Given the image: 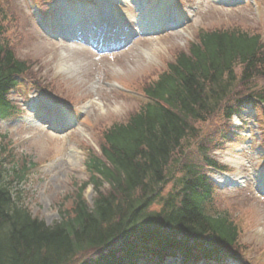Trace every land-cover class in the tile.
I'll return each mask as SVG.
<instances>
[{"label":"trees","instance_id":"trees-1","mask_svg":"<svg viewBox=\"0 0 264 264\" xmlns=\"http://www.w3.org/2000/svg\"><path fill=\"white\" fill-rule=\"evenodd\" d=\"M3 11L0 120L16 114L8 96L31 71L1 38ZM173 57L136 87L146 99L138 109L99 135V151L84 160L88 180L67 198L60 221L46 225L21 206L0 163V264H162L170 257L191 264L239 252L236 227L213 212L217 192L208 172L222 170L209 156L214 143L194 124L219 113L230 119L245 102L233 100V88L264 76L261 38L239 29L199 31ZM189 137L197 140L195 154L186 152ZM25 169H12L13 180Z\"/></svg>","mask_w":264,"mask_h":264},{"label":"rangeland","instance_id":"rangeland-1","mask_svg":"<svg viewBox=\"0 0 264 264\" xmlns=\"http://www.w3.org/2000/svg\"><path fill=\"white\" fill-rule=\"evenodd\" d=\"M56 1L0 0L5 13L1 38L16 57L31 68L23 77L17 94L9 97L20 114L16 118L0 120V163L19 204L46 225L60 221L61 212L69 207L67 198L88 180L84 160L90 150L99 151V135L110 125L124 122L146 100L136 87L163 72L166 64L173 61L174 54L186 51L199 31L239 29L259 34L264 52V0H242L234 6L225 4L229 0H179L181 5L177 0V7L183 14L194 11L192 22L182 32L137 37L132 46L116 54L96 53L87 45L46 36L39 23L52 28L55 14L50 5ZM99 1L71 0L70 5L78 2L90 11L97 9ZM152 1L154 8H159L162 3L161 0H146L147 3ZM117 6L119 17L126 19V24L135 30V23L129 21L136 17L131 0H118ZM163 16H171V12L165 11ZM238 74L239 69L237 77ZM233 89L234 101L260 95L264 90V77ZM49 105L65 108L76 118V126L62 134L45 129L41 122H36L32 108L47 112ZM242 113L244 116L238 122L226 120L219 113L205 123H195L194 127L196 133L205 135L208 132L215 144L210 147L213 148L209 153L212 160L223 167L232 180L241 177L247 185L243 189L219 188L221 191L216 185L213 212L225 213L237 227L234 249L247 250V254L241 251L236 255L238 260L231 258L223 264H264V198L254 191L252 177L256 170L264 169L259 156L261 149L257 148L258 155L253 151L256 135L263 134L264 137V112L259 115V131L252 125L254 112ZM224 129L228 130L225 137L231 132L234 136H246L231 138L227 144L219 138ZM190 138L185 141L190 143L186 152L195 154L197 140L192 143ZM233 160L239 163L233 164ZM23 165L26 169L22 179L13 180L11 170L18 171ZM210 176L224 175L215 172ZM93 197L92 187L88 186L83 198L89 206ZM165 264L178 263L167 260Z\"/></svg>","mask_w":264,"mask_h":264},{"label":"bare ground","instance_id":"bare-ground-1","mask_svg":"<svg viewBox=\"0 0 264 264\" xmlns=\"http://www.w3.org/2000/svg\"><path fill=\"white\" fill-rule=\"evenodd\" d=\"M135 5H138L140 7L143 6V2L144 0H135ZM56 11H59L56 10ZM59 13V12H58ZM108 14V12L106 11V15ZM71 16L73 17L74 20H76V22H78L79 20L84 23V16L82 15V13H74V14H71ZM95 16H98V12H95ZM155 16H157L156 14H152L150 11H147V10H141V13H139V18H138V24H139V28L140 29H150L151 26L148 25V22H150L151 20H155ZM97 18V17H95ZM60 21V26L65 30L67 31L68 28L70 27V25L72 24L71 22H69L68 20H66L65 18H60L59 19ZM79 25V24H78ZM97 25V24H96ZM80 27V26H79ZM84 27V26H83ZM233 164H238L239 161H235L233 160L232 161Z\"/></svg>","mask_w":264,"mask_h":264}]
</instances>
